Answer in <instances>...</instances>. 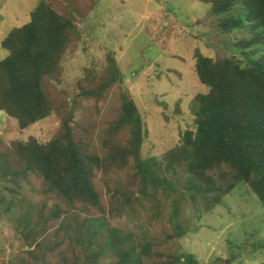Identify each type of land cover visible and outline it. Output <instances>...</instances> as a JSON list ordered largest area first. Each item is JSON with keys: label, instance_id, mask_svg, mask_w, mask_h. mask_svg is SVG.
I'll list each match as a JSON object with an SVG mask.
<instances>
[{"label": "trees", "instance_id": "obj_1", "mask_svg": "<svg viewBox=\"0 0 264 264\" xmlns=\"http://www.w3.org/2000/svg\"><path fill=\"white\" fill-rule=\"evenodd\" d=\"M197 1L209 4L215 35H230L232 50L197 51L194 71L207 89L195 95L177 143L145 155L146 116L124 90L99 142L95 123L72 122V111L48 139H11L18 190L8 204L20 208L13 223L20 247H0V264H206L181 244L190 210L211 211L242 182L264 207V0ZM78 32L72 16L38 0L28 21L1 39L0 110L19 128L54 112L44 81ZM111 72L82 86L80 97L105 99L123 79L117 66ZM24 170L35 175L26 185ZM5 200L0 193V206ZM123 213L143 224L140 235L112 222Z\"/></svg>", "mask_w": 264, "mask_h": 264}, {"label": "rangeland", "instance_id": "obj_2", "mask_svg": "<svg viewBox=\"0 0 264 264\" xmlns=\"http://www.w3.org/2000/svg\"><path fill=\"white\" fill-rule=\"evenodd\" d=\"M47 1L72 16L79 41L76 38L69 45L58 72L44 81L56 107L54 112L21 129L15 118L0 110V193L6 197L0 206V247L6 252L12 244L14 251L20 247L13 226L20 208L8 204L13 202L10 192L18 190L11 179L17 171L9 146L11 139L24 140L30 135L48 139L72 111V122L82 125L87 117L95 123L94 139L99 142L108 121L119 113V93L124 90L146 116L149 134L143 153L161 156L177 143L180 129L187 126L195 95L207 89L194 71L197 51L218 56L232 50L230 35H215L209 4L197 0ZM37 2L0 0V41L12 27L28 21ZM6 54L0 45V59ZM113 66L118 67L123 79L112 86L105 99L80 97L82 86H93L100 76L112 73ZM24 171L22 181L26 185L35 175ZM179 182L183 190L185 179ZM99 185L107 198L104 185ZM21 191L33 196L26 187ZM186 217L189 231L181 244L203 263L264 264V207L244 182L211 211L200 215L190 210ZM112 222L137 234L144 227L126 213L116 215ZM149 229L152 234L153 227Z\"/></svg>", "mask_w": 264, "mask_h": 264}]
</instances>
